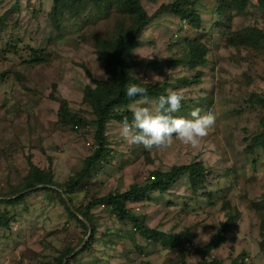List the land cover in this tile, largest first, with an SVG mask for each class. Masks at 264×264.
Listing matches in <instances>:
<instances>
[{
  "label": "rangeland",
  "instance_id": "1",
  "mask_svg": "<svg viewBox=\"0 0 264 264\" xmlns=\"http://www.w3.org/2000/svg\"><path fill=\"white\" fill-rule=\"evenodd\" d=\"M175 1L141 0L154 18L128 48L136 63L130 73L138 81L182 93L177 116L190 118L195 108L201 115L211 111L217 118L214 128L195 148L174 139L171 147L145 150L120 137L121 121L114 117L106 127L113 154L94 164L69 198L64 184L78 176L98 148L95 97L87 87L106 95L115 85L100 45L126 40L136 17L116 0H84L58 15L55 0H0V214L8 220L0 226V264H54L56 251L69 247H76V255L93 232L85 243L91 227L82 226L69 205L84 209L155 170L168 172L198 161L208 175L202 187L194 189L182 176L168 193L155 191L128 207L144 226L189 237L185 264L203 259L264 264V146L253 143L264 133V2L243 0L245 7L239 9L237 0H192L201 17L194 27L169 11L157 13ZM194 40L208 48L205 65L189 64ZM60 100L86 125L63 124ZM127 111L129 105H122L113 113ZM39 172L45 182L27 188ZM91 210L95 239L71 264L177 260L181 249L169 248L170 237L154 242L135 221H121L110 208L99 204ZM233 217L226 241L202 253L199 249Z\"/></svg>",
  "mask_w": 264,
  "mask_h": 264
},
{
  "label": "trees",
  "instance_id": "2",
  "mask_svg": "<svg viewBox=\"0 0 264 264\" xmlns=\"http://www.w3.org/2000/svg\"><path fill=\"white\" fill-rule=\"evenodd\" d=\"M83 1L84 0H55L53 11L56 15H58L63 10L70 8L76 9ZM90 1L99 4L103 0ZM261 1L264 2V0ZM116 5L121 10L127 11L128 13L136 17V19H134L136 26L134 27L131 34L126 40L121 39L116 42L104 41L105 46L100 45V48L102 50H105L107 71L112 76L115 85H113V87L109 89V93L106 95H101L98 93V90L91 89L92 87H87V93H90L92 96L95 97L94 110L97 116L96 123L98 125V133L96 134V142L98 148H96L93 151V154L87 158L84 168L79 172L78 176H71L69 181L64 184V186H66L65 191L68 196L70 195L69 193H72L74 189L81 184L80 182L84 180L85 175L91 172L92 166H94V164L101 161L107 162V160H109V158L113 154V149L110 147L109 140L106 135L107 123L114 117L118 118V120L121 122L125 117H127L129 121H131L132 113L130 111H127L125 113H113L115 107L122 105L128 106L133 102V100L129 99L126 96L125 86L129 83H137L141 84L142 86H145L148 89L147 98L150 99L157 100L160 95L167 94L165 85H160L159 83L152 84L138 81L134 79L130 73V69L136 63L128 54V48L134 43L137 36H139L144 31L146 26L153 20L154 16H148V14L144 11L141 5V0H116ZM236 5L239 9H243L245 7V3L243 0H237ZM163 10L181 16L194 27H198V25L201 23V17L195 13L192 0H176L171 5H163L160 11H158L157 13L159 14V12H162ZM233 40L234 37L231 36L229 38V41ZM190 43V66L197 67L200 65H205L206 54L208 50L206 45L195 40L191 41ZM196 79H198L197 76ZM186 82L191 83L192 80ZM87 99L89 100L90 97L88 96ZM136 99L138 100L140 98L137 97ZM60 102L61 107L59 111V120H61L63 124L80 123L86 125L84 119L80 115L73 114L69 111L67 101L60 100ZM262 102L264 103V99ZM253 143L264 146V133L255 136L253 138ZM38 170L39 169H37V171ZM205 171L206 168L204 167L201 161L173 166L168 172L155 170L150 175V177L146 178L144 181L134 182L133 184H131L128 190L124 192H110L107 195L90 201L84 209L73 208L69 205L68 211L79 220L81 225L88 229L89 227L92 228L93 234L90 239V242H88L86 246L81 249V251L87 250L90 247L91 242L93 243L95 239V234L98 228L97 225L94 223L93 215L91 214V209L94 206L101 204L103 206L108 207V209L110 208L111 212L115 216H117L121 221H126L128 219L135 221L137 229H139L143 234L148 235L150 240L154 242L159 241L162 235L170 237L172 239V242L169 245V248L181 249L179 250L180 254H178V257H176L177 260L174 262V264H185L186 262L183 247L187 243V241H189V237H185L184 235L179 237L174 234L163 233L162 231H158L147 225H142L137 219L135 212H133L128 207V203L141 202L145 200L150 193H153L155 191L164 195L171 190L175 182L182 176L188 178L190 182L189 186H192L194 189H198L199 187H202L206 182V177L208 175ZM50 179L51 177H49L48 180ZM44 182V173L39 172V174L33 175V181L31 180L27 188H32L36 185L38 186ZM67 201L69 203V199ZM5 218H7V216L0 214V226L8 224V220ZM234 220L235 218L233 217L230 218L226 223L222 224L218 233L214 236H211L208 243L199 250L202 253L207 254L215 248L220 247L221 244L226 241V233L229 229L233 227ZM262 229L264 230V225H262ZM135 244L137 245V243ZM260 247L262 250H264V241H261ZM75 249L76 247H69L61 251H56L57 255L53 258L52 262L54 264H63L65 258L68 256L71 257V254L75 251ZM81 251H79L76 255H72L73 257L68 259L66 261V264H71L72 260L76 258V256H78ZM232 263L236 264L235 261H233ZM201 264H222V262L218 259H213L211 261L203 259Z\"/></svg>",
  "mask_w": 264,
  "mask_h": 264
},
{
  "label": "clouds",
  "instance_id": "3",
  "mask_svg": "<svg viewBox=\"0 0 264 264\" xmlns=\"http://www.w3.org/2000/svg\"><path fill=\"white\" fill-rule=\"evenodd\" d=\"M125 94L133 100L129 105L132 119L129 121L125 117L122 120L119 135L130 146L142 145L145 150H152L154 147H171L174 139H179L195 148L216 124V115L211 111L201 115L200 108L193 109L190 118L175 115L185 99L176 91H168L150 102L145 86L129 83L125 86ZM216 225L219 227L220 224Z\"/></svg>",
  "mask_w": 264,
  "mask_h": 264
},
{
  "label": "water",
  "instance_id": "4",
  "mask_svg": "<svg viewBox=\"0 0 264 264\" xmlns=\"http://www.w3.org/2000/svg\"><path fill=\"white\" fill-rule=\"evenodd\" d=\"M91 234H92V228L90 229V233H89L87 239L85 240V243H87V241H88V239H89V237H90ZM76 251H77V250H76ZM76 251H75L72 255H74V254L76 253ZM68 257H69V256H68ZM68 257L65 258L63 264H66V261L68 260V259H67Z\"/></svg>",
  "mask_w": 264,
  "mask_h": 264
},
{
  "label": "crops",
  "instance_id": "5",
  "mask_svg": "<svg viewBox=\"0 0 264 264\" xmlns=\"http://www.w3.org/2000/svg\"><path fill=\"white\" fill-rule=\"evenodd\" d=\"M0 228H2V227H0Z\"/></svg>",
  "mask_w": 264,
  "mask_h": 264
}]
</instances>
